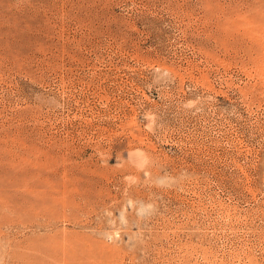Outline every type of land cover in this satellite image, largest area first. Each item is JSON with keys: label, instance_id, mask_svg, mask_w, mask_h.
<instances>
[{"label": "rangeland", "instance_id": "374dc122", "mask_svg": "<svg viewBox=\"0 0 264 264\" xmlns=\"http://www.w3.org/2000/svg\"><path fill=\"white\" fill-rule=\"evenodd\" d=\"M0 264H264V0H0Z\"/></svg>", "mask_w": 264, "mask_h": 264}]
</instances>
